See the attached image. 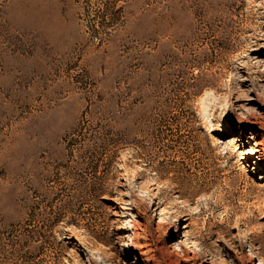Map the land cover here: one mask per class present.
Here are the masks:
<instances>
[{
	"label": "rangeland",
	"instance_id": "1",
	"mask_svg": "<svg viewBox=\"0 0 264 264\" xmlns=\"http://www.w3.org/2000/svg\"><path fill=\"white\" fill-rule=\"evenodd\" d=\"M260 172L264 0H0V264H257Z\"/></svg>",
	"mask_w": 264,
	"mask_h": 264
},
{
	"label": "bare ground",
	"instance_id": "2",
	"mask_svg": "<svg viewBox=\"0 0 264 264\" xmlns=\"http://www.w3.org/2000/svg\"><path fill=\"white\" fill-rule=\"evenodd\" d=\"M255 135H256V133H254L252 131V132H250L249 137L252 138V137H255ZM233 138H234V136L231 137V140ZM231 143H233V142H231ZM253 144L255 145V147H254L255 149L252 152L253 153L259 152L260 149L262 148V142L255 140V142H253ZM257 160L259 161L260 158H258ZM244 173H246V172H244ZM259 178H260V180L264 179V172H260ZM173 216H175V215H172L171 217H173ZM242 219H243V224H245V226H246V222H247L248 218L244 217ZM203 225L204 224H202V226ZM247 230L246 231L248 233L247 232L246 233L250 234V237H251L253 231H251L250 229H247ZM205 233H207V235H212L215 232L214 231L212 232L209 227L205 226L201 229H198L195 231L192 230L191 232L186 233L184 240L181 241L179 244L173 243V245H172L173 248H172V251L170 253L174 256V258H173V262H171V261L170 262L172 264H178L180 261H186L187 262L189 260H195V259L199 258L201 260V262H207L209 260L210 264H213L214 262L216 263L215 260L222 261V264L223 263L224 264L225 263L226 264H245L243 261V259H244L243 256L237 255V250L241 249V244L235 245L232 242V246L229 247V249L233 253H232V255H230L231 252L229 250L219 248L216 245H213L211 242H209L208 239L205 237ZM246 233L244 234V236L246 235ZM259 240L260 239L258 237H255V238L252 237L251 241L248 242L249 247H250V254H251L252 258H257V260H258L257 264H264V249L260 250V248L263 246V243H261V242L258 243ZM256 243H257V245H256ZM237 247L239 249H237ZM191 248H192V250H191ZM149 250H143V251L141 250L140 251L141 255H144L143 259H145L146 261H149L152 259L151 256H145ZM191 251H192V255L190 256ZM223 252H225L224 254H227V256L232 257V259H231L233 261L232 263H228L227 261H225V259L222 257ZM100 253L102 254V256L105 259H107L110 262V264H113V263H111V257H112L111 254L107 253V251H105V250H100ZM98 255H99V253H98ZM112 258L114 259V257H112ZM193 263L194 262H192L191 264H193ZM146 264H149V263H146ZM151 264H154V263H151Z\"/></svg>",
	"mask_w": 264,
	"mask_h": 264
}]
</instances>
